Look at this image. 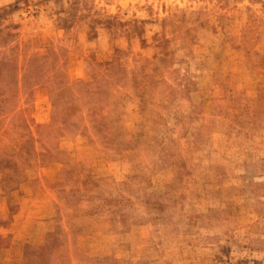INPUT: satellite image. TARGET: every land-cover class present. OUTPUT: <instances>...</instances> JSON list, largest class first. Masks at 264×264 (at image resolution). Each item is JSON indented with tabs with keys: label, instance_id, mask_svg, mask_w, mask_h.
<instances>
[{
	"label": "rangeland",
	"instance_id": "1",
	"mask_svg": "<svg viewBox=\"0 0 264 264\" xmlns=\"http://www.w3.org/2000/svg\"><path fill=\"white\" fill-rule=\"evenodd\" d=\"M0 68V264H264V0H0Z\"/></svg>",
	"mask_w": 264,
	"mask_h": 264
},
{
	"label": "trees",
	"instance_id": "2",
	"mask_svg": "<svg viewBox=\"0 0 264 264\" xmlns=\"http://www.w3.org/2000/svg\"><path fill=\"white\" fill-rule=\"evenodd\" d=\"M97 66L100 67L102 66L101 68L103 69L99 70L100 72H95L96 70H94V73L92 75L93 81H91V84L95 82V83H103L105 85H109L111 82L110 80H107V78L109 77L110 72H112L115 63L113 61H110L104 64H97ZM48 68L50 71H53L55 69V66H50ZM97 75H101L104 78L97 77ZM15 79L16 77L14 76V80ZM41 81L42 78H37V80L33 83V85L35 86L41 84ZM15 85L18 88L19 86L18 79L15 80ZM89 85L90 82H86L84 80H79L74 83H69L66 80L54 81L49 90L51 95L52 106H53V115H52V120L48 126H56L57 125L56 123H60L58 127L63 130H66L71 127H76L78 125V121L72 119V115L74 113H72L71 115V113L67 112L66 109L69 107V110L72 111V110H77V108H79V102L83 101L85 97V92H88L87 88ZM98 93L105 94L106 89L101 88V90H99ZM9 101L10 99H4L3 96H0V116L10 115V114H12L13 116L14 113L13 110H15L16 107L13 108V106H10L11 102ZM94 112L95 111L92 109L91 114H93L94 116L93 120L96 121V115ZM25 124L26 127H28L27 123H25L24 121L19 122V124L17 123V126L21 127L24 126ZM31 142H32V138L30 134V137L27 140L23 141L22 143L19 142V144H17L20 148L18 152L14 151L12 154H7V155L9 157H13V156L20 157L21 159H24L23 163L26 167L32 166L33 165L32 158L34 156L40 155L41 153L39 154V152L35 149L34 145H32L30 148L26 146V144ZM20 153H22L21 156ZM15 164H16L15 167L20 166L19 163H15ZM4 169L17 172V170H15L14 167L8 165H5ZM6 173L7 172H5L4 174L5 178H8L11 175L16 179L14 172L7 174Z\"/></svg>",
	"mask_w": 264,
	"mask_h": 264
}]
</instances>
